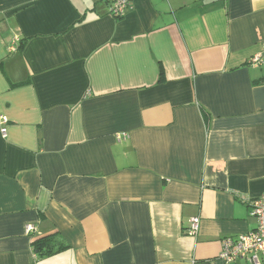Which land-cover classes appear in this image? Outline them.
<instances>
[{
    "label": "crops",
    "instance_id": "1",
    "mask_svg": "<svg viewBox=\"0 0 264 264\" xmlns=\"http://www.w3.org/2000/svg\"><path fill=\"white\" fill-rule=\"evenodd\" d=\"M133 6L0 0V264H250L219 255L264 194V0Z\"/></svg>",
    "mask_w": 264,
    "mask_h": 264
},
{
    "label": "built area",
    "instance_id": "2",
    "mask_svg": "<svg viewBox=\"0 0 264 264\" xmlns=\"http://www.w3.org/2000/svg\"><path fill=\"white\" fill-rule=\"evenodd\" d=\"M110 5V13L115 18L124 17L134 6V0H104ZM14 50L15 47H12ZM262 63V54L251 57L249 64L259 66ZM3 119V116L0 117ZM7 127L2 128L3 136L7 135ZM251 214L257 219L254 230L236 236H227L221 240L222 249L220 258L226 263L247 261L250 264H261L260 258L264 255V194L250 200ZM200 217H193L185 233L191 236L198 234ZM27 230L34 231L33 225H28Z\"/></svg>",
    "mask_w": 264,
    "mask_h": 264
},
{
    "label": "trees",
    "instance_id": "3",
    "mask_svg": "<svg viewBox=\"0 0 264 264\" xmlns=\"http://www.w3.org/2000/svg\"><path fill=\"white\" fill-rule=\"evenodd\" d=\"M32 246L34 251L41 256L52 255L68 247L65 243L60 242L57 233L35 237L32 240Z\"/></svg>",
    "mask_w": 264,
    "mask_h": 264
}]
</instances>
